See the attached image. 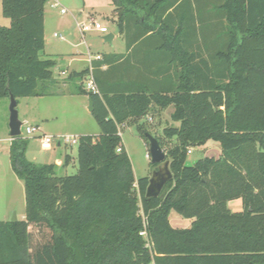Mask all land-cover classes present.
<instances>
[{
  "label": "trees",
  "instance_id": "trees-1",
  "mask_svg": "<svg viewBox=\"0 0 264 264\" xmlns=\"http://www.w3.org/2000/svg\"><path fill=\"white\" fill-rule=\"evenodd\" d=\"M47 1L1 0L11 26L0 27V100L57 85L56 62L41 58ZM112 3L129 54L94 60L98 92L77 90L92 98L101 134L79 136L75 176L58 171L69 155L60 166L37 165L27 158L30 139H12L26 216L0 221V264H264V0ZM170 106L178 126L162 132L177 139L168 151L174 176L149 199L150 178L136 179L118 132L134 123L147 137L142 120ZM209 140L220 157L189 166L191 148ZM236 199L240 213L228 204ZM172 211L191 228L172 227Z\"/></svg>",
  "mask_w": 264,
  "mask_h": 264
},
{
  "label": "rangeland",
  "instance_id": "rangeland-1",
  "mask_svg": "<svg viewBox=\"0 0 264 264\" xmlns=\"http://www.w3.org/2000/svg\"><path fill=\"white\" fill-rule=\"evenodd\" d=\"M62 6L52 7V2L47 1L45 10V29L47 38L50 42V48L54 47L56 52L66 53L68 55L60 56L58 66L52 69L53 79L62 83L69 75H62L61 70L67 69L69 59L73 56L76 63L73 65L75 70L82 72L88 64L86 60L91 55L93 58L98 54L124 53L126 50L125 40L120 37L118 32V24L114 22L110 15L114 4L112 0H54ZM64 7L66 14L61 13V8ZM96 20L108 28V33L104 34L98 30L85 32L84 35L80 32L81 24L91 25V20ZM10 27L11 21L3 15V8L0 0V27ZM61 34L65 41H59L53 38V34ZM109 34H114L113 45L108 43L103 38ZM57 42V43H56ZM74 54V55H72ZM41 58L42 54H41ZM86 66V67H85ZM85 67V68H84ZM90 81L88 76L84 80L69 82L66 88L59 85H51L49 82L40 83L38 92L46 91V94L40 97H21L18 100V115L20 120L26 121L23 126V137L30 139V144L27 148V158L37 164L54 163L56 159L64 160L66 155L72 159L67 167H60L59 174L62 176H75L78 174V145L63 142L59 145L61 137H79L81 135L98 136L100 128L95 121L93 115L88 111L89 97L77 93V90L83 84L87 91V85ZM60 87V88H59ZM64 90V93L50 94L51 91L57 92ZM74 92V93H71ZM48 93V94H47ZM71 94H73L71 96ZM10 98L4 97L0 100V151L1 154H6L9 145L10 135V117H9ZM87 107V108H86ZM150 135L160 137L163 142L162 147L167 155L169 149L177 143V139L168 140L164 138L163 128L177 126L171 119H167L164 112H160L159 116H155L152 122L148 119L142 120ZM40 127L41 131L28 136L25 134V128ZM123 133V143L128 151L132 169H134L136 179L151 178L156 170L155 164L152 163L150 144L147 137H144L138 131L137 126L126 124L120 127ZM44 135L53 138V144L50 149H45L42 144ZM187 164L190 166L198 160L209 157H220L221 153L218 142L209 140L204 146H196L191 148ZM150 155V158L147 156ZM234 201V200H233ZM236 202V200L234 201ZM17 205L18 213L13 211L9 216V220L17 214L18 220H22V215L26 212L22 191H16L13 183H7L0 191V218L2 216V208L6 204ZM232 209L234 208L232 205ZM170 224L176 229H188L191 224L190 220L183 218L176 211H172L170 216Z\"/></svg>",
  "mask_w": 264,
  "mask_h": 264
},
{
  "label": "crops",
  "instance_id": "crops-1",
  "mask_svg": "<svg viewBox=\"0 0 264 264\" xmlns=\"http://www.w3.org/2000/svg\"><path fill=\"white\" fill-rule=\"evenodd\" d=\"M114 10V8L112 9V11ZM112 14V13H111ZM111 18L113 19V21L115 22V18L112 17V15H110ZM118 32H119V29H118ZM56 33L53 34V38L56 40H59V41H65V38L63 35H61L63 37V39H61L60 37L57 36L54 37ZM110 35V34H109ZM120 35V34H119ZM106 37V36H105ZM104 37V38H105ZM120 37H122L120 35ZM103 38V39H104ZM114 38H115V35L113 34V38H112V44L113 45V42H114ZM123 39V37H122ZM124 40V39H123ZM45 42H46V46H45V49L42 53V57L43 59H51V60H54L56 62V66H58V59H60L61 57L60 56H63V55H68L67 52L66 53H61V52H56L54 47L50 48V42H49V39L47 38V34H46V29H45ZM57 43V42H56ZM114 53V52H113ZM113 53H110V54H113ZM116 54H129L127 52V49L125 50L124 53H116ZM74 55V54H72ZM100 56H103L101 54H98ZM90 57H92L90 55ZM141 59V58H140ZM69 63H68V66H67V69L68 72L64 69V70H61L60 73L62 75H69L71 76L72 74L78 72V70H75L73 65H75L76 61L75 58L72 56L70 59H69ZM84 62H86L88 64V66L86 67V69L89 67V58L86 59V60H83ZM84 67V68H85ZM107 67H103V70H106ZM57 81V80H56ZM69 83L68 81V77H66L65 81L63 80L62 83H59V81H57V85H59L60 87H64L66 88L67 87V84ZM59 87V88H60ZM65 91L64 90H58L57 92H53L51 91L50 94H58V93H64ZM71 93H74V92H71ZM73 94H71L72 96ZM89 107V106H88ZM87 108V107H86ZM174 108L173 106H170V108H168L166 111H164V113L167 115V119H171V115L173 114ZM89 111V110H88ZM92 114V113H90ZM174 124H177V123H174ZM178 126V124H177ZM13 137L11 139H9V145H8V150H7V153L6 154H1V151H0V191L6 186L7 183H13L15 185V189L16 191H22V195H23V198H24V205H25V191H24V183L19 180V178L16 176V174L12 171L11 169V164H10V154H9V147H10V144H11V141H12ZM61 145V144H59ZM124 145V143H123ZM124 148L126 150V147L124 145ZM127 151V150H126ZM128 152V151H127ZM222 154V151L221 153H219V155ZM63 163V160L60 158V159H56L54 161V163L52 162H49L47 164H56L57 166H60L62 165ZM235 201V200H234ZM233 200L230 201L228 204L231 208V210L235 213H240L243 211V204H242V200L241 199H236V202H234ZM232 205L234 206V208H237V209H232ZM3 212L1 213L2 216L0 218V221H6V220H9V216L11 215V213L13 211H16L18 213V209H17V205H15V203L13 204H6L5 207L2 208ZM16 214V213H15ZM17 216V214H16ZM25 216H26V212L22 215V220L25 219ZM17 220H18V217H17ZM192 220H190V224H191ZM192 225V224H191ZM191 228V226L189 227ZM188 228V229H189Z\"/></svg>",
  "mask_w": 264,
  "mask_h": 264
},
{
  "label": "water",
  "instance_id": "water-1",
  "mask_svg": "<svg viewBox=\"0 0 264 264\" xmlns=\"http://www.w3.org/2000/svg\"><path fill=\"white\" fill-rule=\"evenodd\" d=\"M113 34L107 35L104 40L112 44ZM10 105H9V117H10V135L13 138L21 137L22 128L26 124V121H21L18 115V100L9 92ZM88 110L90 113L93 112V101L89 97V107ZM147 139L150 144L151 159L152 163L157 164L156 170L153 172L152 177L149 180V185L147 189V198H153L159 196L165 188V185L173 179V172L170 169V161L168 160V155L166 151L161 147L159 140L148 134ZM11 221H17V216L14 214V217Z\"/></svg>",
  "mask_w": 264,
  "mask_h": 264
},
{
  "label": "built area",
  "instance_id": "built-area-1",
  "mask_svg": "<svg viewBox=\"0 0 264 264\" xmlns=\"http://www.w3.org/2000/svg\"><path fill=\"white\" fill-rule=\"evenodd\" d=\"M50 2H52L51 5L54 8L62 6L57 1L50 0ZM61 13L62 14H66L67 13V11H66V9L64 7L61 8ZM90 22H92L91 25L81 24L79 26V29H80V32L82 33V35H84L85 32H88V31H91V30H94V29L95 30H98V31H100L101 33H104V34H107L108 33V28L106 26H104L103 24H101L100 22H97L94 19L91 20ZM57 36L60 37L61 39H63V37L61 35H59V34H55L54 35V37H56V38H57ZM100 59H101V56L100 55H97L94 58L89 56L90 74L88 75V77L90 78V81H89V83L87 85V91L88 92H92L94 94L96 92H98V89H97V85H96L95 79L92 76V63L94 62V60H100ZM152 119H153L152 117L151 118H148V121L149 122H152ZM40 131H41L40 127H30V126H27L25 128V134L28 135V136H33L34 134H36V133H38ZM23 133H24V131H23V128H22V134H21L22 136H23ZM118 133H119V135L121 137H123V133H121L120 128H119V132ZM78 141H79V137L77 138V137H64L63 136V137L60 138L59 144H62L63 142H66V143H71V144L76 145V144H78ZM42 144H43V147L45 149H50L52 147V144H53V138L51 136L44 135L42 137ZM117 151L118 152H121V147H119L117 149ZM191 152H192V150L189 151V153H191ZM147 157L150 158V155H148ZM141 235L147 236L146 231L142 232ZM148 247H150V244H148ZM151 264H156V262H154L152 260V263Z\"/></svg>",
  "mask_w": 264,
  "mask_h": 264
}]
</instances>
